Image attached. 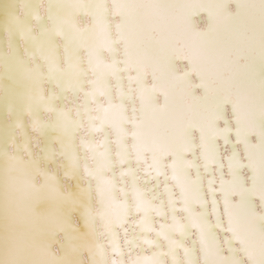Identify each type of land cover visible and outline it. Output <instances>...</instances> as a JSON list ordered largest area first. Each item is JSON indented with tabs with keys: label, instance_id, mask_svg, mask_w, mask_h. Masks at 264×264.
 <instances>
[{
	"label": "snow or ice",
	"instance_id": "snow-or-ice-1",
	"mask_svg": "<svg viewBox=\"0 0 264 264\" xmlns=\"http://www.w3.org/2000/svg\"><path fill=\"white\" fill-rule=\"evenodd\" d=\"M42 2L0 42V264H264V0Z\"/></svg>",
	"mask_w": 264,
	"mask_h": 264
},
{
	"label": "bare ground",
	"instance_id": "bare-ground-1",
	"mask_svg": "<svg viewBox=\"0 0 264 264\" xmlns=\"http://www.w3.org/2000/svg\"><path fill=\"white\" fill-rule=\"evenodd\" d=\"M16 6L18 7L19 6V0H0V42L3 43L5 49L7 48V40H8V34L6 32V27H7V23H8V19H9V13L13 10V7ZM47 4H46V0H44V2L41 3L40 5V13L41 15L43 16L44 15V9L46 8ZM109 7H111V2L109 0ZM236 3L234 2V0H230V2L227 4V10L229 12H235L236 11ZM109 20L111 22V17H109ZM76 22L77 24L80 26V28H84L88 25H90L92 23V20H91V17L90 16H80L78 15L76 17ZM193 24L195 25L196 29L198 30H203L204 28L207 27V16L206 14L204 13H201L199 16H195L193 18ZM32 27L34 30L37 29V25H36V22L33 20L32 21ZM114 34V33H113ZM57 43H61V41L57 40ZM23 46L22 42H21V47ZM81 55H84V53L82 52ZM61 66H63V63L61 62ZM187 65H180L178 63L177 67L178 69H180L181 71L183 70V67H186ZM191 81L193 84H197L199 81L197 80V77L195 74L192 75L191 77ZM8 82L5 81V84H7ZM152 83V78L151 76L148 77V84L151 85ZM45 89H47V85H45ZM196 92V95L199 96V95H202V90L197 88L195 90ZM69 98H70V94H69ZM156 103L157 104H162L163 103V96L158 92L157 95H156ZM225 113L228 117L229 120H231L232 116H231V107L228 106L226 107L225 109ZM47 118V117H45ZM11 119V117H9L7 115V112H6V109H5V106L2 102H0V127H3L7 121H9ZM24 121L25 123L28 122V117L25 116L24 117ZM221 127H223V122L221 121ZM234 127V125H233ZM28 134L30 136H35V133L32 132V130L29 128L28 129ZM17 135L19 136V131L17 132ZM194 136H198V133H193ZM97 139H99V137H97ZM231 139H235V137H231ZM252 142L255 143L256 142V137L253 136L252 138ZM11 150V149H9ZM34 152H38V149L37 147L34 146ZM237 150L240 152V158L241 160L243 161L244 160V152H243V148H242V145H237ZM113 151H115V145H113ZM191 157H189L190 159ZM170 159V158H169ZM43 166V165H41ZM49 168H51V166H49ZM194 174V173H193ZM241 175L244 176L245 180L247 181V178L249 176V171L248 169H244L242 170L241 172ZM225 178L227 179L228 178V175H227V167H225ZM39 178H37V183H39ZM65 184H68L70 183V181H64ZM205 194L207 195V192L205 191ZM219 198V197H218ZM234 200L235 199H238L237 197H234L233 198ZM253 203L256 205V211L259 213L262 211L261 207H260V201L258 198H254L253 200ZM46 205L41 203V204H38L35 206L34 208V211L35 213L37 214H40V213H43L46 211ZM211 206L209 205V208ZM200 209L197 208V211H199ZM178 215L182 216L183 214L182 213H178ZM209 219H213V217L210 215L209 216ZM73 220L74 222L78 221V217L76 216V214L74 213L73 214ZM77 226H79V224H77ZM97 226L99 227V222H97ZM219 235V232L217 233ZM195 237V232H193V238ZM55 241H58L59 243L55 242ZM222 242V241H221ZM61 243H65V237H64V234L61 233L59 234L58 236L55 237L53 243H52V247H51V251L52 252H55L57 254L60 253V244ZM121 243H123V238H121ZM238 247V245H237ZM82 261H83V264H89V255H88V252L85 250L83 251L82 255L79 257ZM127 259V257H126Z\"/></svg>",
	"mask_w": 264,
	"mask_h": 264
}]
</instances>
